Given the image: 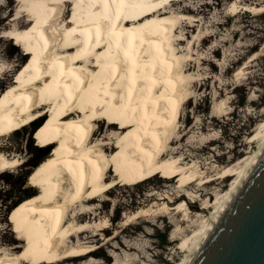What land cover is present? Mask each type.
I'll list each match as a JSON object with an SVG mask.
<instances>
[{"label": "bare ground", "instance_id": "obj_1", "mask_svg": "<svg viewBox=\"0 0 264 264\" xmlns=\"http://www.w3.org/2000/svg\"><path fill=\"white\" fill-rule=\"evenodd\" d=\"M171 1L18 0L32 21L4 37L28 46L32 59L0 98V136L18 138L36 128L34 141L39 138L38 150L47 153L29 176L26 196L13 204L7 224L16 241L11 248L0 246V264H60L93 257L119 233L93 245L110 227L91 204L118 185L136 186L161 174L168 183L178 178L176 196L168 192L154 203L162 201L165 214L184 212L179 223L189 225L178 226L172 237L181 241L185 256L178 264H184L235 191L264 146V122L251 136L258 140L254 153L222 168L215 178L206 176L198 162L179 156L182 149L174 145L189 133L177 125L183 101L189 102L190 75L173 37L179 19L192 16L171 11ZM68 4L72 16L64 20ZM228 7L230 13L240 8L237 1ZM242 9L264 13V5ZM19 19L17 13L14 21ZM222 104L216 106L218 112ZM104 120L106 132L100 134L97 125ZM175 128L182 133L178 139L171 137ZM20 164L0 153L2 173ZM115 167L118 175L112 178ZM226 181L231 184L224 191ZM199 201L203 205L197 213L206 215L198 226L191 222L190 210ZM155 205L125 216V226L154 214Z\"/></svg>", "mask_w": 264, "mask_h": 264}, {"label": "rangeland", "instance_id": "obj_2", "mask_svg": "<svg viewBox=\"0 0 264 264\" xmlns=\"http://www.w3.org/2000/svg\"><path fill=\"white\" fill-rule=\"evenodd\" d=\"M234 1H237L240 8L238 12L230 13L228 5ZM171 2L174 4L171 11L177 12L178 15L186 13L187 16H192L188 19H179L173 37L176 48L182 50V66L186 74L190 75L189 102L183 101L180 122L177 125V129L181 127L180 129L189 133L182 142L175 143L174 149L181 148L179 156L184 155L189 162H198V165L204 168L206 176L215 178L219 170L232 165L242 157L247 158L254 153L258 145V140L252 141L251 136L257 133L264 122V13L262 15L251 13L243 10L242 7L264 5V0H172ZM170 5H166L167 10ZM71 9L70 4L64 9V20L70 18L69 14L72 16ZM17 13L21 15V19L14 21ZM30 21H32L30 12H26L18 0H0V66L3 71L0 73V98L8 87L22 77V70H25L32 59L31 54H28L30 53L28 46L14 44L4 36L11 28L27 26ZM98 72L99 70L95 73ZM220 103H223L224 110L220 111L221 113L216 110V106ZM106 124L104 120L101 125H97L100 134H105ZM177 129H174L172 138L178 139L182 135L177 133ZM36 131V128H28L18 138L0 136V153L21 161L19 166L7 169L5 173L0 171V246L2 248H11L15 245L16 235L12 233V227L7 224L10 221L13 204L22 196H26L29 176L47 153L38 150L36 141L39 138L34 141ZM117 175L118 169L115 167L111 177ZM162 175L136 186L118 185L112 191L97 197L91 207L96 209L95 213H100H98L100 217L109 221L110 229L97 236L93 245L101 244L106 237L115 233H119L118 239L109 245L101 246L93 257L69 260L60 264H178L181 262L185 256L180 248L181 241L173 242L172 237L178 232V226L185 228L187 225L184 224L189 225V223L182 225L179 223L182 222L184 212L172 210L170 214H165L160 207L162 201L157 202L160 205H155L154 200L159 195L170 192L174 198L179 188L178 178L168 183ZM217 182L220 183V180ZM230 184L231 182L227 181L222 183L224 191ZM210 191L214 193L212 189ZM211 199L212 202L215 201L214 194ZM152 205L157 207H154L156 211L152 212L154 214L141 218L128 227L125 226V216L142 208H150ZM202 205L203 201H199L195 206L191 205L190 210L193 216L191 222L198 226L206 215L197 213ZM211 211L212 209L207 210V213L210 214ZM95 232L96 230L93 229L88 236ZM73 240L77 239L74 237ZM120 244L124 249H121L122 247L117 249ZM132 246L133 249L128 250Z\"/></svg>", "mask_w": 264, "mask_h": 264}, {"label": "water", "instance_id": "obj_3", "mask_svg": "<svg viewBox=\"0 0 264 264\" xmlns=\"http://www.w3.org/2000/svg\"><path fill=\"white\" fill-rule=\"evenodd\" d=\"M184 264H264V146Z\"/></svg>", "mask_w": 264, "mask_h": 264}]
</instances>
